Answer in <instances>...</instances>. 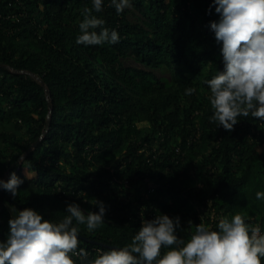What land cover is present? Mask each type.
I'll list each match as a JSON object with an SVG mask.
<instances>
[{"label":"trees","instance_id":"1","mask_svg":"<svg viewBox=\"0 0 264 264\" xmlns=\"http://www.w3.org/2000/svg\"><path fill=\"white\" fill-rule=\"evenodd\" d=\"M132 3L136 22L104 0L94 15L120 43L85 47L75 40L91 0H0V179L15 171L24 180L16 199L2 190L0 241L17 214L8 200L54 222L67 203L87 214L102 201L105 223L80 225L89 258L130 243L160 213L180 217L184 240L237 213L264 229L255 196L264 192V123L239 117L226 131L209 122L204 82L224 68L213 0ZM162 69L169 78L156 75Z\"/></svg>","mask_w":264,"mask_h":264},{"label":"clouds","instance_id":"2","mask_svg":"<svg viewBox=\"0 0 264 264\" xmlns=\"http://www.w3.org/2000/svg\"><path fill=\"white\" fill-rule=\"evenodd\" d=\"M91 4L81 13L76 44L120 43L119 33L105 27V20L94 15L103 11L104 0H91ZM108 6L120 15L133 3L109 0ZM212 6L219 19L209 27L220 45L224 68L204 82L210 93L209 122L226 131L234 129L239 117L251 116L264 123V0H213L210 9ZM195 92V88H187L184 94ZM19 159L23 164L24 157ZM25 178H31L26 170ZM23 183L13 171L7 180L0 179V189L16 199ZM255 196L264 201V192L258 191ZM95 205L98 211L86 214L76 202L67 203L66 215L59 222L45 219L32 208L15 209L17 214L8 221L6 239L0 241V264H262L264 259V229L246 222V216L240 213L231 219L221 217L216 230L204 223L195 225L188 240L178 236L182 229L179 216L160 213L154 219H143L130 243L89 258L88 251L78 248V237L80 225L94 232L105 223V204L96 200ZM162 248L168 250L162 254Z\"/></svg>","mask_w":264,"mask_h":264},{"label":"rangeland","instance_id":"3","mask_svg":"<svg viewBox=\"0 0 264 264\" xmlns=\"http://www.w3.org/2000/svg\"><path fill=\"white\" fill-rule=\"evenodd\" d=\"M127 11H129V14H128V18L131 22H136V19H137V15L134 16L132 13L133 11L131 9H126ZM124 64L126 66H138L136 65L134 62L130 61V60H126L124 62ZM156 75L160 76V77H164V78H169V73L166 69H162V70H158L156 71Z\"/></svg>","mask_w":264,"mask_h":264},{"label":"water","instance_id":"4","mask_svg":"<svg viewBox=\"0 0 264 264\" xmlns=\"http://www.w3.org/2000/svg\"><path fill=\"white\" fill-rule=\"evenodd\" d=\"M0 197H3V198L5 197L2 189H0ZM8 202L12 204L16 208L17 211H21V208L18 205L14 204L11 200H8Z\"/></svg>","mask_w":264,"mask_h":264},{"label":"built area","instance_id":"5","mask_svg":"<svg viewBox=\"0 0 264 264\" xmlns=\"http://www.w3.org/2000/svg\"><path fill=\"white\" fill-rule=\"evenodd\" d=\"M149 187H151V186L149 185ZM214 219H215V216L211 215V220H214Z\"/></svg>","mask_w":264,"mask_h":264}]
</instances>
